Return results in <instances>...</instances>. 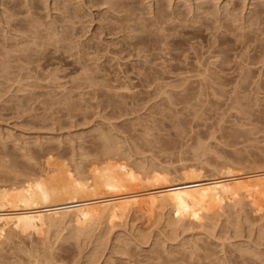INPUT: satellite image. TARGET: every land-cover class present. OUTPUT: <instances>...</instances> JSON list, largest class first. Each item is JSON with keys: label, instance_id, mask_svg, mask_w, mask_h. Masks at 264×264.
<instances>
[{"label": "rangeland", "instance_id": "374dc122", "mask_svg": "<svg viewBox=\"0 0 264 264\" xmlns=\"http://www.w3.org/2000/svg\"><path fill=\"white\" fill-rule=\"evenodd\" d=\"M49 156L85 176L264 174V0H0V188ZM140 193L91 200L103 207L84 233L0 221V264H264V189L191 217Z\"/></svg>", "mask_w": 264, "mask_h": 264}, {"label": "bare ground", "instance_id": "6f19581e", "mask_svg": "<svg viewBox=\"0 0 264 264\" xmlns=\"http://www.w3.org/2000/svg\"><path fill=\"white\" fill-rule=\"evenodd\" d=\"M196 54H194V57L197 58L200 53L198 56H196ZM197 63V65H200L201 63L199 57L197 58ZM175 64L172 65V69ZM170 65L166 67L168 68ZM218 67L219 70H223L221 64L219 63ZM167 68L164 67V70ZM145 69L147 68L145 67ZM193 69L194 68H192V70L188 69V72L186 73H191V71H194ZM219 70L217 73L218 78L223 77L224 80L231 79V76L228 77L220 75ZM197 71L198 70H196V73ZM192 73H195V71ZM198 73H200V71H198ZM147 75L149 74L147 73ZM156 75L161 78V76H159L160 73L152 74L154 77ZM144 76L147 77L146 75ZM105 146L106 147L104 148L108 147V149H110L109 147H112V150L110 151L106 149V151L110 154L113 153V150H115L112 145ZM103 151H105V149ZM107 152H104L103 154L106 155L105 158L108 160ZM116 153L113 154L116 156ZM113 154H111L113 156L112 158H115ZM110 158L111 157H109V159ZM112 158L111 161L114 160H112ZM44 160H47V164H49V166L47 165L48 169L46 168L40 173L38 172L39 174L37 175H34V173L25 180L22 178L24 182L22 181L23 183H21L13 193L8 191L10 189L12 190L10 187L5 188L4 186L5 189L0 188L1 222L7 223L11 220L21 219L27 224H32L34 222H42L46 220L50 225H54L57 222L72 220L75 224V231L77 233H84L89 228L91 221L95 218H99L101 214H98L97 209L103 207V205L100 204V200L91 201L95 199L117 195L119 204L124 206L131 203L127 194L147 191V194L140 193L134 197V201L138 202L141 207L148 209L150 204L154 200H157L160 205H169L171 208L178 211L182 216L191 217L197 213L203 212L217 200L218 202L234 201L243 189H264V174H259L260 176H256L257 178L255 177V180H252V177L250 178V176L239 177L232 175H226L224 178H207L200 176L199 173H194L195 170L188 169V171L184 170L183 172L186 177L188 175L190 176L187 178L185 177V179L181 182H172L164 172L163 168L155 165L151 166L152 164H150V167H145H149L146 171H141L142 167H138L141 171L140 173L137 172L139 170L137 168L135 169L137 170L135 172L133 168L132 169L134 171L132 169H127L126 167L123 168L122 165L119 167L123 168V171L118 167V165L114 164H108L102 166L101 168H92V170L90 165V168L88 167L89 170L87 169L90 173L88 176H85L82 174L83 172L75 174L69 169L70 167H66L65 162V164H60L61 162L58 161V165L57 163H54L51 166L50 163L52 161L50 160L55 161L58 159L52 157L50 158L49 156ZM103 161L105 160L103 159ZM109 161H106V163ZM116 163L117 162H115V164ZM118 164L120 163L118 162ZM61 165L65 166L62 167ZM77 171L79 172V170ZM8 172H11V170H7V173ZM25 174H23L24 178L26 176ZM150 182L154 183L149 184ZM7 210H20V212L12 217Z\"/></svg>", "mask_w": 264, "mask_h": 264}]
</instances>
